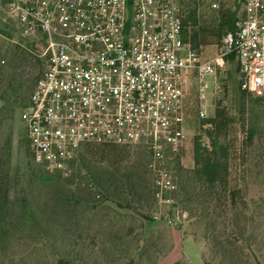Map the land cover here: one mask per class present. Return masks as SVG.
I'll return each instance as SVG.
<instances>
[{
  "label": "rangeland",
  "instance_id": "obj_1",
  "mask_svg": "<svg viewBox=\"0 0 264 264\" xmlns=\"http://www.w3.org/2000/svg\"><path fill=\"white\" fill-rule=\"evenodd\" d=\"M179 4L188 28L195 12L199 25L207 29L201 57L211 59L227 29L218 31L220 19L231 14L241 18L245 0ZM3 6L0 2V264H206L204 227L189 215L195 205L182 203L177 192L168 204L152 202L148 189L141 188L139 204L111 182L112 173L122 179L138 171L141 182L149 183L143 169L136 168L146 162L142 145L130 146L119 165L113 163L118 149L109 144L86 146L75 167L65 172L49 170L33 158L21 112L42 71ZM184 129V169H193L196 146L212 150L211 144L224 145L230 188L241 191L249 210L264 216V205H253L264 203V100L240 89L235 61H226L224 70L203 82L191 80ZM175 174L179 185L186 174ZM262 216L254 227L260 264ZM251 264L258 263L253 259Z\"/></svg>",
  "mask_w": 264,
  "mask_h": 264
},
{
  "label": "built area",
  "instance_id": "obj_2",
  "mask_svg": "<svg viewBox=\"0 0 264 264\" xmlns=\"http://www.w3.org/2000/svg\"><path fill=\"white\" fill-rule=\"evenodd\" d=\"M0 2L45 67L21 120L31 155L49 170L65 172L89 145L146 146L155 199L168 204L191 80L224 70L234 55L241 89L264 100V0H245L211 59L185 40L179 0Z\"/></svg>",
  "mask_w": 264,
  "mask_h": 264
},
{
  "label": "trees",
  "instance_id": "obj_3",
  "mask_svg": "<svg viewBox=\"0 0 264 264\" xmlns=\"http://www.w3.org/2000/svg\"><path fill=\"white\" fill-rule=\"evenodd\" d=\"M189 18L192 23L190 28H188L187 22L183 21L185 40L189 41L193 48L201 53V46L207 43V29L199 25L195 12ZM238 19L236 14L220 19L218 31L224 27L227 28L222 36L235 29ZM229 59L234 61V55L230 56ZM38 63L41 66L43 76L45 71L44 64L40 60H38ZM243 92L247 94V92ZM211 145L212 150L195 147L194 167L192 170L184 169L180 157H176L173 160L169 167L173 168L176 173L185 172L186 174V177H183L181 182H179L175 197L182 203L195 205V209L191 210L189 215L190 218L198 219L199 223L204 227L202 237L207 243L209 251L208 256H204L206 264H251L253 259L260 264L256 254V251H260V248L256 246V230L254 227L262 215L256 214L255 210H249L248 201L243 197L240 190L230 188L227 178V148L224 145L217 146V143ZM109 146L108 148L119 150V155L113 161L116 165L121 163L122 154L131 148L130 146L113 144H109ZM142 148L146 154V162L136 168L143 169L145 175L149 177V183L143 184L141 182L138 171L125 174L122 179L117 178L113 173L109 177L111 182L114 183L116 190L122 194L128 191L129 195L131 194L136 198L139 204L142 202V195L138 192L140 188L143 190L148 189L152 202H155L152 178L147 167L150 155L146 146H142ZM78 161L79 158L73 160L70 164L71 168L75 167ZM91 187L93 188L94 185ZM253 205L257 206L256 208H262L264 203L262 201L253 202ZM127 264L136 263L129 261Z\"/></svg>",
  "mask_w": 264,
  "mask_h": 264
},
{
  "label": "crops",
  "instance_id": "obj_4",
  "mask_svg": "<svg viewBox=\"0 0 264 264\" xmlns=\"http://www.w3.org/2000/svg\"><path fill=\"white\" fill-rule=\"evenodd\" d=\"M178 240V239H177ZM179 259H182L181 257L180 258H178V259H176V260H179Z\"/></svg>",
  "mask_w": 264,
  "mask_h": 264
}]
</instances>
